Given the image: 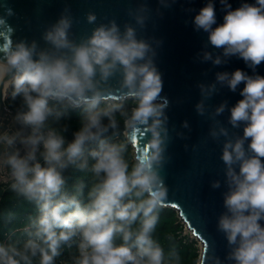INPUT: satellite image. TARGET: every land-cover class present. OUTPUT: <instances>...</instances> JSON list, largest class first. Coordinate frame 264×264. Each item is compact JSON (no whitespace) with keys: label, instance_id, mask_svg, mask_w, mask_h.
I'll return each instance as SVG.
<instances>
[{"label":"clouds","instance_id":"1","mask_svg":"<svg viewBox=\"0 0 264 264\" xmlns=\"http://www.w3.org/2000/svg\"><path fill=\"white\" fill-rule=\"evenodd\" d=\"M175 2L159 0L164 8ZM219 2L225 12L222 24L217 25L214 0H207L191 21L195 31L207 33L196 58L216 67L235 56L252 74L216 72L212 83L197 85L200 116L218 85L232 92L243 88L234 106L224 100L209 113V136L217 142L224 137L220 159L227 190L216 228L229 250L221 260L209 246L195 264H264V76L256 72L264 62V0L242 2L234 10L228 0ZM147 11V4H141L128 15L144 28ZM13 15L11 8L0 14V36L6 41L0 49V102L19 101V106L14 112L4 107L7 125L0 115V177L36 214L21 229L23 242L0 243V264H181L174 237L167 238L166 252L155 236L168 200L162 173L171 139L170 101L161 95L162 73L155 63L162 41L153 38L154 47L138 38L131 24L122 31L112 19L77 42L70 38L74 17L65 6L42 32L47 45L42 48L35 39H9L14 29L7 20ZM86 20L95 24L97 16L90 11ZM208 45L219 52L214 55ZM117 74L118 88H113L110 81ZM77 109L79 127L68 140L64 119ZM226 110L233 129L243 125L242 135L230 134L216 119ZM181 127L190 129L188 121ZM140 130L145 148L130 158L129 144ZM68 169L89 178L86 195L83 182L67 189ZM210 186L219 189L221 182L213 180ZM73 246L68 259L61 260Z\"/></svg>","mask_w":264,"mask_h":264},{"label":"water","instance_id":"2","mask_svg":"<svg viewBox=\"0 0 264 264\" xmlns=\"http://www.w3.org/2000/svg\"><path fill=\"white\" fill-rule=\"evenodd\" d=\"M228 2L234 10L242 2L254 3L255 0ZM206 3L207 0H176L171 7L164 8L159 0H0V14L8 8L14 10L15 15L7 20L14 29L13 33L8 34L11 41L35 39L42 48L47 47L41 39L42 32L59 18L65 6L71 9L74 17L70 38L77 42L81 37L91 35L92 29L100 23H107L112 19L116 20L122 31L125 23L131 24L137 29V37L148 40L154 47L153 38L162 41L156 48L155 63L162 73L161 95L170 101L166 112L171 138L166 155L170 159L162 173L169 190L165 206L173 207L178 216L181 214V222H185L191 233L199 239L201 246L198 255L202 249L207 250L211 246L215 255L224 260L229 249L223 233L216 228L217 218L225 210L222 193L227 190L224 184L225 166L220 159L224 137L217 142L209 136L213 123L209 113L224 100H227L229 107L234 106L242 99L239 93L243 84L236 92L218 85L219 92L205 101L207 110L204 116L195 111V105L201 99L197 85L212 83L216 72L231 73L241 69L251 75L252 70L235 56L228 63L216 67L211 62L201 63L196 58L207 43V33L195 31L191 21ZM214 3L219 25L223 23L225 12L221 11L219 0H214ZM141 4H147L149 9L145 13L147 20L144 28H140L128 15L129 9L134 11ZM186 9L194 11L188 12ZM90 11L97 16L95 24H89L86 20V14ZM5 43L4 37L0 36V49ZM207 50L214 55L219 52L211 45H208ZM256 72L264 76V62L257 67ZM119 79V74L111 79L113 88H118ZM4 107V103L0 102V112H5ZM229 115L226 110L216 119L229 129L230 134L242 135L243 125L239 129H233L227 122ZM184 121H188L190 129L181 127ZM177 132H183L184 138L178 137ZM131 136L132 133H129V138ZM135 136V142H130V145L133 155L138 156L145 148V134L140 130ZM185 145L188 146L187 149ZM213 180L221 182L219 189L211 188Z\"/></svg>","mask_w":264,"mask_h":264},{"label":"trees","instance_id":"3","mask_svg":"<svg viewBox=\"0 0 264 264\" xmlns=\"http://www.w3.org/2000/svg\"><path fill=\"white\" fill-rule=\"evenodd\" d=\"M132 101H128V105L132 106ZM5 105L14 112L19 106V101L6 102ZM81 119V111L79 109L72 110L65 117L64 122L69 125V131L66 133V138L71 140L72 133L78 130L79 121ZM121 131L123 132V125H121ZM111 133H109L110 135ZM118 139H123V135ZM133 156L131 146L129 144V157ZM64 176L66 178L67 189L71 192L74 190V186L80 182H83L86 187L84 189L85 195L87 193V185L89 184V178L82 173L76 172L72 169L65 171ZM36 214L34 206L28 204L15 196L11 192L9 184L0 182V243L7 242L9 240H19L23 242L26 239L21 229L29 221V218ZM183 224L181 223L176 210L170 206H164L160 212V222L157 225L155 233L156 238L165 247L167 252L169 247L168 237H174L175 243L178 245V252L181 258V264H195L198 256V246L194 238L182 233ZM72 249H65L61 260H67Z\"/></svg>","mask_w":264,"mask_h":264},{"label":"rangeland","instance_id":"4","mask_svg":"<svg viewBox=\"0 0 264 264\" xmlns=\"http://www.w3.org/2000/svg\"><path fill=\"white\" fill-rule=\"evenodd\" d=\"M11 111V110H10ZM131 146V145H130ZM131 149H132V147H131ZM179 219H180V217H179ZM180 221H181V219H180ZM183 222V221H182ZM183 224V223H182ZM182 233H186V235H188V236H190V237H192V238H194L195 239V241H196V244H197V246H198V249H199V246H200V241H199V239L196 237V236H194L191 232H190V230L183 224V227H182ZM198 239V240H197Z\"/></svg>","mask_w":264,"mask_h":264},{"label":"bare ground","instance_id":"5","mask_svg":"<svg viewBox=\"0 0 264 264\" xmlns=\"http://www.w3.org/2000/svg\"><path fill=\"white\" fill-rule=\"evenodd\" d=\"M0 115H4V116H6V120H5V124L7 125V123L8 122H10V121H8V118H10V117H7V113L6 112H0ZM177 209H178V207H177ZM179 210V209H178ZM180 219L182 218V216H181V214H180ZM184 225L187 227V225H186V223L184 222ZM188 228V227H187ZM189 229V228H188ZM190 232H191V230H190ZM198 240V239H197ZM200 246H201V243H200Z\"/></svg>","mask_w":264,"mask_h":264},{"label":"built area","instance_id":"6","mask_svg":"<svg viewBox=\"0 0 264 264\" xmlns=\"http://www.w3.org/2000/svg\"><path fill=\"white\" fill-rule=\"evenodd\" d=\"M0 182H4V178L3 177H0Z\"/></svg>","mask_w":264,"mask_h":264}]
</instances>
